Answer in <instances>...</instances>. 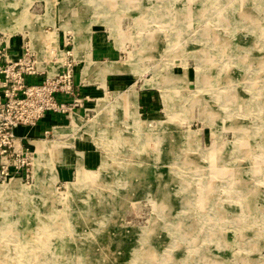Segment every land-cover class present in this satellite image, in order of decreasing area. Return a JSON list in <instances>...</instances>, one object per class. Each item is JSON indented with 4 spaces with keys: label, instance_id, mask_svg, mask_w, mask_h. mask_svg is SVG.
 Here are the masks:
<instances>
[{
    "label": "rangeland",
    "instance_id": "1",
    "mask_svg": "<svg viewBox=\"0 0 264 264\" xmlns=\"http://www.w3.org/2000/svg\"><path fill=\"white\" fill-rule=\"evenodd\" d=\"M5 10L40 69L52 75L63 61L61 49L49 54L59 28L85 60L81 79L117 87L53 128L95 149L97 166L79 151L75 175L58 180L53 150L67 141H41L28 179L0 181V264H264V0H17ZM92 31L113 57L85 58ZM78 168L94 183L77 181ZM37 178L34 194L18 193Z\"/></svg>",
    "mask_w": 264,
    "mask_h": 264
},
{
    "label": "built area",
    "instance_id": "2",
    "mask_svg": "<svg viewBox=\"0 0 264 264\" xmlns=\"http://www.w3.org/2000/svg\"><path fill=\"white\" fill-rule=\"evenodd\" d=\"M63 38L62 48H49L55 58L61 49L63 61L57 71L49 75L37 65V55L22 41V51L14 59H8L9 37L0 33V181L13 177L29 178L31 150L16 137L19 126L35 127L47 113L68 115L84 107L78 88L73 83L72 38ZM43 75L34 83L28 77ZM47 134V131H46Z\"/></svg>",
    "mask_w": 264,
    "mask_h": 264
},
{
    "label": "crops",
    "instance_id": "3",
    "mask_svg": "<svg viewBox=\"0 0 264 264\" xmlns=\"http://www.w3.org/2000/svg\"><path fill=\"white\" fill-rule=\"evenodd\" d=\"M51 30H44L45 34H49L54 28L49 26ZM57 46L59 48L63 47V38L69 34L70 32H67L65 30L57 28ZM1 33V32H0ZM46 34V35H47ZM71 34V33H70ZM6 35V34H5ZM8 36V35H7ZM9 37L8 42V51H7V57L8 59H14L15 56L19 55L22 51L21 43L22 41H28L30 46V38L28 34L24 33H15L12 36ZM27 39V40H26ZM108 37L105 39L102 33L95 32L91 34L90 38V49L88 50V55H86V59L90 58L92 60L97 61H106V60H98V59H105L106 57H113L115 55L116 50L113 46L110 47L107 45L108 43ZM72 46V45H71ZM31 47V46H30ZM73 47V46H72ZM71 47V49H72ZM32 48V47H31ZM36 52L37 58H38V52L33 48ZM53 58L50 56V59ZM72 63L74 64V72H73V83L78 88L80 97L82 98V101L84 103V107L90 108L92 105V102L94 100H97L98 96L102 93H107V88L114 87L116 88L117 81H108L109 84L106 82L105 78V85L103 86L99 82L95 81H87L81 79V70L84 66L85 60H75L72 55ZM38 65V64H37ZM77 65V67H75ZM39 67V65H38ZM40 69V68H39ZM43 70V69H40ZM47 71V70H44ZM48 72V71H47ZM49 73V72H48ZM79 73V75H78ZM110 75V74H107ZM43 75L34 76V77H28L29 83H34L38 79H41ZM107 77V76H106ZM147 99V102L144 104H147L149 99V92H144V97ZM140 99H143L142 92L140 94ZM143 104V105H144ZM75 114L79 115L81 119L85 116L84 109H77ZM70 116L68 115H60L56 113H47L45 114L40 121L35 125V127H26V126H19L15 130L16 137L21 139L23 144L27 147H29L32 151L35 149L36 142L41 141H67L66 144L60 146V150H53V155L55 156L56 161V174L59 175L58 180L66 181L67 179H70L73 177L76 162L78 160V152L81 151V154L83 155V166L85 168L91 167V166H97L100 163V156L97 154L96 150L93 148H88L87 143H84L81 140H75V137L67 136L65 138H57L56 134L53 133V128L55 126H64L68 123V118ZM47 131V134H46ZM52 138V139H49ZM60 153V157L58 154ZM62 160L61 162L57 160ZM75 175V174H74Z\"/></svg>",
    "mask_w": 264,
    "mask_h": 264
},
{
    "label": "bare ground",
    "instance_id": "4",
    "mask_svg": "<svg viewBox=\"0 0 264 264\" xmlns=\"http://www.w3.org/2000/svg\"><path fill=\"white\" fill-rule=\"evenodd\" d=\"M2 1H4V0H0V2H2ZM17 0H10V1H7V2H5V6L3 5V3H1V5H0V17H2L4 14L5 15H9V13H11L12 15H13V13H15V12H10V11H8V10H5V7L7 8V7H13V4L16 2ZM15 6V5H14ZM25 12V11H24ZM4 13V14H3ZM10 14V15H11ZM25 15L26 14H24L23 13V19L25 20ZM26 18H28V20L27 21H25V23H28L30 20V18L27 16ZM0 30H3L5 33H8L9 34V36L10 35H13V33H14V25H10V24H8V23H6V22H4V21H2L1 19H0ZM29 34H30V37H31V40L33 41L35 38H36V36H33V34L34 33H30L29 32ZM80 37V35L78 34V31L77 32H75V41L77 42V46L79 47L81 44H82V42H81V38H79ZM78 47H76V49H75V52H74V55H76L77 54V48ZM101 65V64H100ZM109 64H107V65H101V66H98V68H97V70L96 71H98V73H103L104 71H107V68H108V70H110V71H115L116 69H115V67H111L110 65L108 66ZM56 69V67H53L52 68V72L51 73H53V72H55L54 70ZM71 121H72V124H76V121H77V119L74 117V116H71ZM78 123V122H77ZM94 128V127H93ZM60 131H62V129H59ZM47 150H49L48 149V147H47V145H43L42 147H41V150H37L36 151V166L38 165V163H39V158L41 157V155L43 154L44 155V153L47 151ZM46 154V153H45ZM108 157V156H107ZM80 159V158H79ZM106 160V159H105ZM52 161V160H51ZM42 162V161H41ZM105 163V162H104ZM49 164V163H48ZM103 164V163H102ZM43 165V164H42ZM104 165V164H103ZM78 166V165H77ZM38 167V166H37ZM109 168V167H108ZM39 169V168H38ZM100 171H101V169H100ZM76 174H77V181H80V182H82V183H84V184H90L91 182H93L94 183V181H95V178L97 177V173H93V172H91V173H88V172H85L84 170H82V169H77V172H76ZM9 186L10 187H12L13 188V186H15V182L14 181H12L11 183H9ZM7 187V186H6ZM24 187L25 186H22L20 189V191H18V193H20L23 197H26V196H29V194H34V192L35 191H37V188L38 187H40V179H36V183L34 184V186L33 187H27V189H28V191L27 190H25L24 189ZM3 188V187H2ZM83 189V188H82ZM4 190V189H3ZM6 191V190H5ZM42 191V190H41ZM1 192V191H0ZM7 192H9V191H7ZM64 213V212H63ZM48 241V240H47ZM21 247H23V245L21 246ZM46 247V246H45ZM47 247H48V244H47ZM59 247V246H58ZM62 247V246H61ZM78 263V262H77Z\"/></svg>",
    "mask_w": 264,
    "mask_h": 264
}]
</instances>
